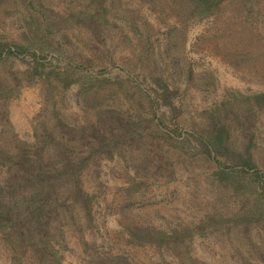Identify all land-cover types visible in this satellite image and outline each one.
<instances>
[{"label": "trees", "instance_id": "16d2710c", "mask_svg": "<svg viewBox=\"0 0 264 264\" xmlns=\"http://www.w3.org/2000/svg\"><path fill=\"white\" fill-rule=\"evenodd\" d=\"M262 13L261 0H0L6 264H65L68 251L73 264H137L127 245L153 250L159 264H264ZM200 21L209 25L197 48L253 73L261 87H228L201 106L185 99L190 85L215 89L212 73L198 74L182 52ZM34 84L40 106L22 136L9 106ZM73 86L81 112L69 115L61 104ZM104 159L125 175L113 207ZM178 180L189 192L170 186ZM156 189L188 192L181 199L192 215L149 207ZM103 201L116 210L121 249L97 239ZM197 238L210 240L212 253L195 250Z\"/></svg>", "mask_w": 264, "mask_h": 264}, {"label": "rangeland", "instance_id": "374dc122", "mask_svg": "<svg viewBox=\"0 0 264 264\" xmlns=\"http://www.w3.org/2000/svg\"><path fill=\"white\" fill-rule=\"evenodd\" d=\"M262 5V21L260 22V29L264 32V0H261ZM152 16V15H151ZM151 16L148 19H153ZM206 25H209V22L200 21L192 25L188 31L187 38L183 43V54H186V58H188L193 66L196 68V72L200 74L201 72H205V70L211 72V78L214 79L215 89L206 91L207 85L204 83L202 88L198 89L194 86H189L184 94L185 99H189V101H196L199 103V106L205 105L210 101V99L214 96H218L219 93L225 88H239L244 90L248 85L254 87H261L262 82L258 81L253 73H245L242 69L235 67L229 64L222 56L220 55H212V54H204L199 48L196 46L197 37L203 34ZM8 27V26H6ZM159 34V38H161L162 34ZM21 65H24L21 63ZM200 72V73H199ZM210 77V76H209ZM208 78V77H207ZM206 80L203 78V75L198 76V79L194 81H199L202 85V81ZM199 84L198 82H196ZM199 84V85H200ZM187 85L186 82H183L181 88ZM37 84L24 86L21 89L20 94L12 100L10 103V118L13 124L15 125L16 130L20 135L25 136L30 129V118L32 115L39 109L40 106V96L38 93ZM76 87H71L68 91H66V95L62 98L63 102L61 107L63 110L69 115H76L81 112L78 109V105L75 100V92ZM190 92V93H189ZM194 92V94H191ZM188 94V95H187ZM196 115L193 114V109L188 107L185 108L181 117L183 120H186L187 123L191 121L192 118ZM264 133V132H262ZM101 175L102 179L105 181L107 188L106 197L104 198L107 201H111V206L113 207L115 203L118 201V192L116 190V186L120 184H125L124 180V170L121 168L120 163L116 160L104 159L101 162ZM185 182L178 180L170 183V186L177 185L179 192H183L191 188L189 185H184ZM204 183V182H203ZM192 185V183H191ZM159 189H156L153 193L149 195L150 204L149 207H159L161 209L162 214L165 216H170L173 213H177L181 216L190 217L192 214L190 209L184 207V203L182 202L183 197L188 194H181L180 196L173 194L163 196L158 194ZM202 192V189H199V193ZM107 206V205H106ZM110 207H105V201H103L102 206L100 207L101 215L98 216V220L101 222L100 230L105 231L104 234H99L97 239H104L105 242L112 245L113 248H123V244L121 241L117 239V229L120 227L117 222V214L116 210H111ZM195 211V210H193ZM160 219V217H158ZM118 235V234H117ZM210 240H203L201 238H197L194 241L195 250L203 251L204 253H212L210 250L209 243ZM212 243V242H211ZM128 249V252L131 254L132 258L137 264H159L157 260V253L149 248L142 247H133V246H125ZM155 254V255H154ZM6 255L3 252H0V264H6ZM65 264H73V256L72 252L68 251L65 259Z\"/></svg>", "mask_w": 264, "mask_h": 264}]
</instances>
